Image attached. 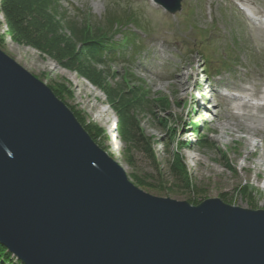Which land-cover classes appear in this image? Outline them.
Returning <instances> with one entry per match:
<instances>
[{
    "label": "rangeland",
    "instance_id": "374dc122",
    "mask_svg": "<svg viewBox=\"0 0 264 264\" xmlns=\"http://www.w3.org/2000/svg\"><path fill=\"white\" fill-rule=\"evenodd\" d=\"M4 1L0 0V50L52 91L55 86L69 90L71 96L65 89L63 99L55 95L74 114H80L84 123L77 119L83 126L104 130L101 138L90 136L135 186L159 198L197 205L218 198L231 206L264 210V172L255 177L256 164L264 160V132L246 125L248 131H244L236 125L233 132L221 137L220 123L227 120L235 125L239 120L234 115L237 110L230 107L232 103L218 99L215 93L242 96L246 89L258 96L264 92V31L246 17V12L252 15L263 10L264 0H257L250 9L233 0H183L182 11L176 15L149 0H61L70 17L77 16L76 9L103 20L109 13L119 14L130 7L146 26L148 33L133 24L125 32L138 49L132 51L129 42L122 48L124 58L105 66L95 65L105 72V85L85 70L87 62L74 61L72 68L63 64V56L73 59L74 48L68 43H57L58 47L50 50L46 47L51 37L39 40L29 35L27 40L17 41L5 16ZM29 2L25 3L33 6ZM122 38L119 34L115 41ZM180 69L183 76L188 75L185 81L189 94L182 92L173 77ZM214 69L219 73L215 75ZM194 74L199 75L202 92L196 89ZM119 88L125 92L139 90L128 98L134 101L132 114L138 132L149 144L145 150L135 149L123 139L119 119L124 113L121 105H112V94ZM100 111L107 121L94 119ZM257 114L261 122L248 124L263 129L264 111ZM132 128L124 129L133 132ZM200 137L206 139L202 147ZM253 141L257 145L250 144ZM136 178L146 187H141Z\"/></svg>",
    "mask_w": 264,
    "mask_h": 264
},
{
    "label": "water",
    "instance_id": "95a60500",
    "mask_svg": "<svg viewBox=\"0 0 264 264\" xmlns=\"http://www.w3.org/2000/svg\"><path fill=\"white\" fill-rule=\"evenodd\" d=\"M0 244L22 264H264V210L147 194L0 50Z\"/></svg>",
    "mask_w": 264,
    "mask_h": 264
},
{
    "label": "trees",
    "instance_id": "16d2710c",
    "mask_svg": "<svg viewBox=\"0 0 264 264\" xmlns=\"http://www.w3.org/2000/svg\"><path fill=\"white\" fill-rule=\"evenodd\" d=\"M26 1H30L33 6L25 3ZM74 11L77 13V16L70 17L68 10L62 6L61 0L4 1L5 16L12 34L17 41H25L27 40L26 37L29 35H34L39 40H45L47 37H51L54 42L51 41L52 43L50 42L48 47L43 45L50 50H54L58 47L57 43H68L74 48L72 49L73 59H71V57L66 58L63 56V59L61 60L63 64H65L66 67L72 68L74 66V61L82 64L87 62L88 67H86L85 70H89L94 78L99 77L103 82L102 84L105 85L107 80L104 79L105 72L99 71L95 65L105 66L108 62L113 63L120 52V48H123L122 45L129 46L128 37H124L121 43H118L114 39L119 33L126 29L128 25L133 23L138 24L137 17L127 8L119 14H107L103 20H97L89 12H82L81 10L76 9ZM127 19H131V21L123 23ZM77 22H79V24ZM25 24L26 27L24 26ZM28 41L32 42L30 40ZM36 42L38 44L41 43V41ZM130 46L136 45L134 43ZM65 89L66 92H68V95L71 96L67 88H61L59 86L53 87V91L60 99H63ZM138 91L139 90H135V88H132L127 92L122 88L115 89L112 94L114 97V103H112V105L114 108L121 105L122 112L124 113L122 114L121 112L122 116H120L119 119V124L123 127V139H125L130 146H133V148L145 150L144 146L148 147L149 144L143 140L138 132L139 125L136 124L133 117L134 115L132 114L134 101H131L130 98H128ZM75 115L84 123V120L79 113H75ZM129 124L133 127V132L124 129L130 127ZM85 125V129L89 131L94 140L101 138V136L104 135L103 129L96 126L92 127ZM198 141L200 146L206 143L204 137H200ZM136 181L141 187H146L143 181L138 178H136ZM191 204L197 205V203ZM13 257L14 256H12V254L0 244V264H14L15 258ZM16 262V264H22L18 260H16Z\"/></svg>",
    "mask_w": 264,
    "mask_h": 264
},
{
    "label": "bare ground",
    "instance_id": "6f19581e",
    "mask_svg": "<svg viewBox=\"0 0 264 264\" xmlns=\"http://www.w3.org/2000/svg\"><path fill=\"white\" fill-rule=\"evenodd\" d=\"M241 2L244 5H253V4H255V0H241ZM259 13H260V10L257 11V14H259ZM253 21L255 23H258V29L259 30H264V21H261V20H253ZM180 72H181V69H180V71H178L173 76L175 77L176 80H178V83L181 85L182 92L185 93V94H189L190 93V89L187 88V84H186V81H185V79H186V77H188V75L183 76V74L180 73ZM194 76H195L196 83H197L196 84V89L198 90V92H202L203 87L198 82L199 75L198 74H194ZM160 78L163 79V78H166V76H161L160 75ZM183 82H185L186 85ZM243 91L246 92L247 90L244 89ZM248 91L252 92V94H248L249 98H251V100L255 99V100H263L264 101V93L262 95V98H255V95H254L253 91H251V90H248ZM207 101H209V100H207ZM228 102L232 103V106H235L236 109L241 114L235 115L236 117H238V120H239V123H236L235 125L234 124L233 125L230 124L227 120L225 121V124H221L220 123V130L223 133L221 135V137L226 135L228 132H233L232 126H236V125L238 127H240L244 131H248L245 128V126H244V125H246L248 128L253 129L254 131L256 130V131L264 132V128L263 129H259L258 127H253V126H250L248 124V122H251L252 124H256L257 122H261V120L259 118V114H257V112L264 111V105L259 104V103L252 104L251 101H244V98H231V99L228 100ZM195 104H197V100L195 101ZM254 105H256L257 110H258L256 113L253 112ZM100 113L102 114L103 112L100 111ZM101 114L96 113L94 119L96 121H99V122L103 121V120L107 121V117L105 115H103V114L101 115ZM216 118L218 119V117H216ZM228 119H231V117L228 116ZM263 122H264V120H263ZM249 134H250V132H249ZM252 136H254V135H252ZM250 144H253L255 146V145H257V142L253 141V142H250ZM192 158L196 159V157H192ZM248 160H249V158H248ZM263 167H264V160L262 159L255 166V168H256V171H255L256 179L259 178V175H260L261 172H264ZM261 170H263V171H261ZM263 190H264V187H263Z\"/></svg>",
    "mask_w": 264,
    "mask_h": 264
}]
</instances>
